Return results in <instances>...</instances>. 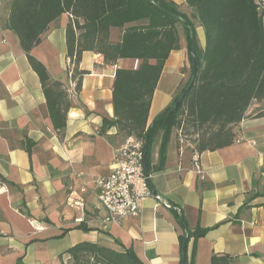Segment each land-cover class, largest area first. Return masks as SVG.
I'll use <instances>...</instances> for the list:
<instances>
[{"label":"crops","instance_id":"0c3cea01","mask_svg":"<svg viewBox=\"0 0 264 264\" xmlns=\"http://www.w3.org/2000/svg\"><path fill=\"white\" fill-rule=\"evenodd\" d=\"M13 1L0 0V264H62L60 255L84 241L117 251L133 247L145 264H182V229L175 213L190 230H209L195 247L194 240L189 242L188 264H211L216 254L232 257L231 264H264V117H256L263 103L251 104L236 142L218 151L199 153L189 141H180L175 127L159 129L147 167L159 198L147 199L138 218L106 223L95 180L110 173L114 151L125 142L111 124L113 84L118 69H138L141 61L122 59L106 66L102 55L84 52L71 78L66 30L73 18L66 13L55 20L32 54L53 81L73 91L67 126L59 135L39 77L6 27ZM171 1L193 23L203 52L205 32L194 10L187 0ZM178 31L180 49L166 61L148 128L192 77L184 27ZM123 34L124 29L114 28L110 40L118 43ZM84 71L81 89H74L72 82L78 83L77 73ZM80 199L84 207H71ZM81 223L91 231L77 229ZM39 226L44 230L38 231Z\"/></svg>","mask_w":264,"mask_h":264},{"label":"trees","instance_id":"16d2710c","mask_svg":"<svg viewBox=\"0 0 264 264\" xmlns=\"http://www.w3.org/2000/svg\"><path fill=\"white\" fill-rule=\"evenodd\" d=\"M187 3L205 32L203 52L198 48L193 23L171 0H14L6 27L18 37L39 77L54 130L62 135L66 129L70 97L64 84L51 79L46 66L32 51L42 42L50 25L69 13L73 20L66 30L67 56L76 67L84 52L102 55L106 66L117 65L122 59L141 61L138 69L116 71L115 121L111 124L117 127L123 140L129 137L144 140L147 167L153 138L159 129L182 130L199 153L232 146L251 104L257 101L264 105V12L259 11L257 0H187ZM172 15L188 20L193 27L197 77L178 108L171 111L189 83L148 128L154 92L166 61L173 51L180 49L179 25L185 30L192 68L189 28ZM114 28L124 29L118 43L110 40ZM85 74L88 72L77 73V90L81 89V77ZM256 117H264V109ZM28 145L31 150V142ZM175 218L182 229L181 249L191 240L195 247L209 231L200 227L192 231L181 214L175 213ZM76 228L91 231L83 223ZM63 255L68 256L67 263ZM63 255H60L62 264H145L133 247L117 251L88 241L74 245ZM232 259L216 254L211 264H231Z\"/></svg>","mask_w":264,"mask_h":264},{"label":"built area","instance_id":"2783aa9c","mask_svg":"<svg viewBox=\"0 0 264 264\" xmlns=\"http://www.w3.org/2000/svg\"><path fill=\"white\" fill-rule=\"evenodd\" d=\"M257 4L259 11L264 12V0H257ZM68 63L69 74L73 78L76 65L71 58L68 59ZM71 85L75 89L77 82L73 81ZM72 92L67 89L68 94ZM178 134L180 141L184 143L187 138L183 131H178ZM195 156L196 169L198 174L202 175L199 157ZM95 191L99 206L106 212L104 220L106 223H120L125 219L138 218L142 214L145 201L154 196L145 171L143 139L129 137L115 149L111 171L108 175L99 176L95 180ZM82 192L85 193L86 190L83 189ZM164 204L172 208L170 204L166 202ZM75 205L84 207L83 199L74 202L71 207ZM37 230L43 231L44 227L39 226Z\"/></svg>","mask_w":264,"mask_h":264},{"label":"water","instance_id":"95a60500","mask_svg":"<svg viewBox=\"0 0 264 264\" xmlns=\"http://www.w3.org/2000/svg\"><path fill=\"white\" fill-rule=\"evenodd\" d=\"M172 16L176 20H178L180 23L187 25V27L189 28L191 39H192L191 56H192V68H193V73H192V77H191V80L189 82V85L187 86L185 91L179 96L178 100L176 101V103L174 104V106L171 109V111H174L181 104V102L183 101V99L188 94L189 90L191 89V87L194 85V83L196 81V77H197V58H196V42H195V38H194L192 25L190 24V22L188 20L182 19L181 17L176 16V15H172ZM145 171H146V175L149 177V172H148V169H147L146 162H145ZM153 195L157 197L158 193L157 192H153ZM186 252H187V244L185 243L183 248H182V264H186V257H187L186 256Z\"/></svg>","mask_w":264,"mask_h":264},{"label":"rangeland","instance_id":"374dc122","mask_svg":"<svg viewBox=\"0 0 264 264\" xmlns=\"http://www.w3.org/2000/svg\"><path fill=\"white\" fill-rule=\"evenodd\" d=\"M68 59H69V58H68ZM186 138H187V140H186L185 142H188V141L190 142V141H191L190 138H189V139H188V137H186ZM185 142H184V143H185ZM190 143H191V142H190ZM68 260H69V259H68V256H66V258L64 259V262L67 263Z\"/></svg>","mask_w":264,"mask_h":264}]
</instances>
